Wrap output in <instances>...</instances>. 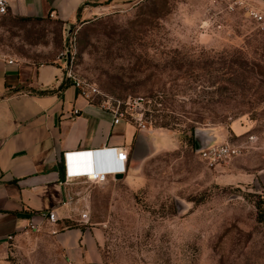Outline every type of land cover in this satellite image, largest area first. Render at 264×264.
I'll use <instances>...</instances> for the list:
<instances>
[{"label": "rangeland", "instance_id": "1", "mask_svg": "<svg viewBox=\"0 0 264 264\" xmlns=\"http://www.w3.org/2000/svg\"><path fill=\"white\" fill-rule=\"evenodd\" d=\"M0 53L62 63L128 114L146 97L154 139L133 180L89 179L73 219L0 242V264H72L56 230L74 222L100 231L106 264H264V0H138L86 22L9 12ZM194 131L255 138L211 166Z\"/></svg>", "mask_w": 264, "mask_h": 264}, {"label": "crops", "instance_id": "2", "mask_svg": "<svg viewBox=\"0 0 264 264\" xmlns=\"http://www.w3.org/2000/svg\"><path fill=\"white\" fill-rule=\"evenodd\" d=\"M136 1L9 0V12H50L63 20L86 22L104 10ZM76 107L80 109L78 113L74 112ZM145 129L146 126L126 118L114 121L113 112L99 100L80 93L67 78L62 63L35 65L1 53L0 242L18 235L30 222L56 226L74 218L87 197L85 183L90 177L67 173L69 154L73 155L76 170L91 159L92 172H101L97 178L105 172L106 179L133 180L137 163L154 144ZM161 143L165 144L164 140ZM117 146L128 152L127 168L120 176L110 170L122 166L116 157ZM102 151L106 155L99 158L98 152ZM94 158L101 159L100 163ZM49 211L54 212V219L44 215ZM100 234L82 224L56 230L72 264H106Z\"/></svg>", "mask_w": 264, "mask_h": 264}, {"label": "built area", "instance_id": "3", "mask_svg": "<svg viewBox=\"0 0 264 264\" xmlns=\"http://www.w3.org/2000/svg\"><path fill=\"white\" fill-rule=\"evenodd\" d=\"M9 0H0V17L5 16L9 12ZM250 13L253 14L255 17L261 19L263 18V15L259 13L258 10L255 8L250 9ZM1 56V53H0ZM12 61V59H10ZM66 76L69 78L74 84L77 85L79 88V91L81 94L87 96L90 99H95L96 95L100 93V91L97 88L91 87L90 84L86 83L83 79L78 77L72 68H66ZM101 104L105 106L107 109L111 110L114 114V121H118L120 118H126L129 120L136 121L140 126L145 127V118H144V109L145 103H146V97L139 95L134 97V99H130L127 101V103L130 105L133 111H131L129 114L126 111V109L123 107L124 101L117 98H106L103 97L101 99ZM140 109V110H138ZM79 108H75L74 112L78 113ZM255 138V134L250 133L248 134V137L245 140H239V139H230L227 138L225 140L215 142L212 139L208 141L207 145L203 148L199 149V155L200 157L208 164V165H218L224 160H227L229 158H232L233 156L239 155L243 152V149L248 145L250 141H252ZM116 150V157L119 161L122 162V166L120 169H111L112 173L125 171L127 168V162H128V152L122 148V146L115 147ZM82 169H77L74 171V175L72 176H82L81 173ZM87 177L86 174H83ZM107 173L103 172V174L95 178L96 180H106ZM88 178V177H87ZM91 179V178H89ZM45 216H48L51 219H54V212L49 211L47 213H44ZM29 225H32V227H35L37 224L30 222Z\"/></svg>", "mask_w": 264, "mask_h": 264}, {"label": "bare ground", "instance_id": "4", "mask_svg": "<svg viewBox=\"0 0 264 264\" xmlns=\"http://www.w3.org/2000/svg\"><path fill=\"white\" fill-rule=\"evenodd\" d=\"M105 153V151H102V152H98V154H99V158H101L103 155H106V153ZM90 154H91V156H92V153L90 152ZM98 154H96V155H98ZM90 156V158H93V156L91 157ZM71 157H73V155L72 154H69L68 155V161H69V170L72 172H74L76 169H74L73 168V163H72V160H71ZM99 160H101V159H98L97 160V162H99ZM91 162H92V160L90 159V160H88L87 161V165H83V164H81V165H83V168H82V172L83 173H81L82 175L83 174H86L87 176H89L90 178H92V176H94V178H97V175H98V173H100L101 174V172H92V170H93V167H92V165H91ZM100 163V162H99ZM111 170V169H110ZM94 171V170H93Z\"/></svg>", "mask_w": 264, "mask_h": 264}, {"label": "water", "instance_id": "5", "mask_svg": "<svg viewBox=\"0 0 264 264\" xmlns=\"http://www.w3.org/2000/svg\"><path fill=\"white\" fill-rule=\"evenodd\" d=\"M98 14L95 15V17L97 16ZM211 140V137L207 134V136L205 135L204 138H201L199 137V134L198 132L196 131V134H195V147L196 149H201L203 148L204 146L207 145L208 141ZM95 162L97 161L96 158L93 159ZM119 174L118 176H120V174L122 173H117Z\"/></svg>", "mask_w": 264, "mask_h": 264}, {"label": "clouds", "instance_id": "6", "mask_svg": "<svg viewBox=\"0 0 264 264\" xmlns=\"http://www.w3.org/2000/svg\"><path fill=\"white\" fill-rule=\"evenodd\" d=\"M66 163H67L66 169L68 170L67 173L70 174L71 171L69 170V161L67 157H66Z\"/></svg>", "mask_w": 264, "mask_h": 264}, {"label": "trees", "instance_id": "7", "mask_svg": "<svg viewBox=\"0 0 264 264\" xmlns=\"http://www.w3.org/2000/svg\"><path fill=\"white\" fill-rule=\"evenodd\" d=\"M44 91H45V90H44ZM42 92H43V91H42ZM195 134H196V133H195V131H194V145H195ZM78 225H79L78 223H75V222H74V224H73L72 226H70V227L78 226Z\"/></svg>", "mask_w": 264, "mask_h": 264}]
</instances>
